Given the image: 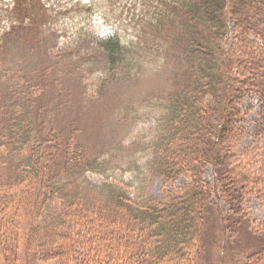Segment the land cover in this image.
I'll return each mask as SVG.
<instances>
[{"label":"trees","instance_id":"1","mask_svg":"<svg viewBox=\"0 0 264 264\" xmlns=\"http://www.w3.org/2000/svg\"><path fill=\"white\" fill-rule=\"evenodd\" d=\"M252 1L154 0L150 5L145 1L144 14L149 16L138 21L136 42L125 41L117 29L104 38L92 34L85 37L82 33L60 49L63 54L75 52L80 56L77 69L82 71L80 77L84 81L99 61L106 62L105 67H98L101 75L95 89L105 87L113 79L118 65L128 73L125 79L133 78L128 72V57L133 54L141 62V49L161 53L168 45L182 48L190 85L184 91L167 95L157 104L162 112L154 119L147 118L155 123L150 128L154 134L145 148L152 157L144 163L137 156L129 165H115L121 157L125 163L131 159L136 152L132 145L117 149L113 146L114 152L124 150L113 164L105 156L90 157L76 132L64 140L63 130L55 129L47 115L49 98H53L54 86L58 84L51 80L46 70L49 67L45 73L32 76L25 71L17 83L10 80L12 76L6 77L8 67L6 72L0 70V254L5 255L6 264H21V256L30 255L31 251L47 256V232L53 224L57 229L64 228L59 229L63 240L51 247L52 253L59 256L80 253L89 264L194 263L193 239H198L200 233L199 218L205 221L204 202L208 203L212 196L203 169L215 161L220 174L227 163L223 159L229 162L234 150L240 152L242 143L234 148L229 139L244 140L241 124L248 98L255 101L257 110L248 121L252 137L243 146L264 154V82L247 88L245 74L239 75L235 69L236 78L229 71L234 47L244 38L239 30L246 33V20L251 18L248 13H241V8ZM64 2L57 0L43 8L49 29H57L56 15L68 13ZM258 3L264 6V0ZM140 14L142 11L135 16L139 18ZM6 34H0V41ZM251 35L258 40L254 32L250 38ZM3 57L1 54L0 59ZM68 71H61L55 80ZM47 86L51 89L49 96L40 90L37 93L38 87L47 92ZM256 105L249 103L245 113L255 110ZM231 118L239 123L234 133L226 128ZM217 142H224L222 153ZM14 156L24 157L16 161L15 167L9 162L10 158L17 159ZM179 159L185 164L180 166ZM89 172L99 174L100 179L88 181ZM126 173L130 175L126 177ZM145 174L147 178L150 174L161 177L163 189L158 197L141 192L148 180ZM187 174L189 178L178 183ZM261 175L264 171L257 176ZM237 191L230 193V199L238 200ZM170 232L174 233L172 238L168 236ZM77 239L80 242L76 245ZM123 240L136 247L137 252L120 253L119 243Z\"/></svg>","mask_w":264,"mask_h":264},{"label":"rangeland","instance_id":"2","mask_svg":"<svg viewBox=\"0 0 264 264\" xmlns=\"http://www.w3.org/2000/svg\"><path fill=\"white\" fill-rule=\"evenodd\" d=\"M54 1L57 0H0V34L3 31L8 32L2 35L0 41V55H4L0 59V70L6 72L8 67L6 77L12 76L10 80L13 83H17L25 71L32 76L49 70L51 80L58 84L54 86V100L49 98L51 102L47 107L48 119L52 120L55 129L63 130L64 140H67L70 133L76 132V136L90 152V157L105 156L110 163L115 164L124 150L114 152L113 146L117 149L120 145L123 148L128 144L132 145L131 149L136 152L131 159L126 158L127 163L121 157L115 165H129L137 156L140 163L151 159L152 155L147 154L145 148L146 142L152 139L154 134L150 128L155 120L147 118L154 119L153 117L162 112L163 109H159L157 104L167 95L184 91L190 85L187 60L183 56L182 48L168 45L161 53L141 49V62L133 54L128 57L131 65L128 72L133 78L125 79L128 73L124 72L122 65H118L113 79L105 87L95 89V82L101 75V69L98 67H105L106 62L99 61L84 81L80 77L82 71L77 69V59L80 56L77 57L75 52L71 55L63 54L60 49L68 40L82 33L85 37L92 34L104 38L117 29L125 41L136 42L140 32V25L137 23L149 16V13L144 14L143 3L149 1L150 5L154 0H63V8L68 13H65L66 17L65 14L56 15L57 29H49L42 13L45 5ZM141 11L142 14L137 18L135 15ZM241 13H248L251 18L246 20V33L239 30L240 36L244 38L234 47L229 71L236 78L238 75L234 73L235 69L240 71L239 75L245 74V86L252 88L264 82V76H261L264 74V6L254 0L241 8ZM252 27L254 28L249 29ZM251 32H254L257 41L252 35L250 38ZM69 60L73 64H70ZM83 60H86L85 56ZM46 67L49 68L44 70ZM66 69L69 70L68 74L59 78L60 82L59 79L55 80L60 72ZM233 77L231 76V79ZM237 81L239 80L235 82ZM39 90L41 94L49 96L51 89L47 86L46 92L43 87L36 88L37 93H40ZM32 94H35V89ZM32 98H35L34 95ZM252 101L256 105L250 98L244 104V123L241 124L243 142L229 139L231 145L235 144L234 148L242 143L240 152L234 150L230 154L229 162L228 159H223V162L227 163L223 166V172L220 169V174L217 173L215 161L206 164L203 169V176L209 183L212 196L209 204L204 202L205 221L198 217L201 229L197 235L198 239H193L192 264H264V175L257 176L260 171H264V154L260 155L261 150L252 152L243 146L252 137L251 122L248 121L255 116L257 105L255 110L250 109L248 114L245 113ZM227 121L226 128L236 132L234 129H237L238 121L233 118ZM142 140H145L143 144ZM223 144L224 142H217L221 153ZM62 149H66L65 144ZM110 153L112 154L108 156ZM23 156H14L17 157L14 160L10 158V164L15 167L16 161H21ZM179 161L180 166L185 164L184 160ZM129 175L130 173L125 174L126 177ZM148 176L147 178L145 174L148 180L141 192L149 197H158L163 189L162 179L156 175ZM87 178L88 181L95 182L100 179V175L89 172ZM188 178V174L182 176L178 183ZM178 183L176 185H179ZM234 189L238 190L235 194L237 201L230 199V193H233ZM86 227L89 228L88 225ZM57 228L58 226L53 224L47 232L50 242L46 243L48 248L45 246L44 249L46 251L47 248L48 255L33 254L31 251L30 255L21 256V264H89L80 253L78 256L77 253H70L68 256L52 253L53 245L63 240L60 232L64 228H59L60 231ZM173 235L174 233H168L171 238ZM78 242L79 239L76 240V245ZM119 244L122 246L120 253L128 255L137 252V248L129 246L125 240ZM182 258L184 260V257ZM5 260V255L0 254V264H6Z\"/></svg>","mask_w":264,"mask_h":264}]
</instances>
